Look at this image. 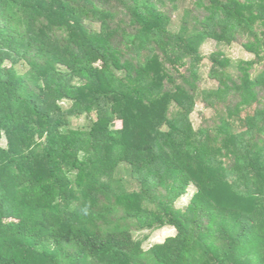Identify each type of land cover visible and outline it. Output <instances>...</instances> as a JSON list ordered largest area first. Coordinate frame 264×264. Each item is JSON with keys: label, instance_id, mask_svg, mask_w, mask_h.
I'll list each match as a JSON object with an SVG mask.
<instances>
[{"label": "trees", "instance_id": "1", "mask_svg": "<svg viewBox=\"0 0 264 264\" xmlns=\"http://www.w3.org/2000/svg\"><path fill=\"white\" fill-rule=\"evenodd\" d=\"M1 139L0 264H264V0H0Z\"/></svg>", "mask_w": 264, "mask_h": 264}, {"label": "rangeland", "instance_id": "2", "mask_svg": "<svg viewBox=\"0 0 264 264\" xmlns=\"http://www.w3.org/2000/svg\"><path fill=\"white\" fill-rule=\"evenodd\" d=\"M184 5L187 6L188 4H184ZM181 9H182V6H180V8L177 11H175V13L173 14L172 29H174V30L177 29V27L180 23ZM218 48H220V47H218L215 43L209 42V43H205L202 46V52L204 53L205 57H207L211 52L217 50ZM226 48L227 47H224L221 49L225 50ZM225 54H226V52H225ZM227 54H229L230 56L232 55L234 58L250 59L253 57L252 55L246 53L244 51V49L240 48L236 44H233L232 46L228 47ZM209 65H210V61L205 60L204 64L200 68V73L202 75V78L205 80H206V75H207V72L209 69ZM62 69L64 70L65 68L63 67ZM212 83L213 82L205 81L203 83L202 87L206 88L207 86H209ZM62 105L65 107L66 105H68V103L64 102ZM201 113L206 114V116H212L214 114V112L211 109H204L203 106L200 103H198L194 112L191 114V118H192V120L196 126L200 123ZM86 123H88V122L85 119L84 115H82L79 117L72 118L71 126L72 127H84L86 125ZM82 125H84V126H82ZM0 144L4 145L5 141L3 139H1ZM194 190H195L194 186L190 187L188 195H185V197L182 199L183 204L186 201H188V199L191 197ZM174 233H175V230L170 228V227H164L162 229H159V230L150 234L151 236H150L149 240L144 241V247L147 248L152 243L161 242L165 237L173 235Z\"/></svg>", "mask_w": 264, "mask_h": 264}]
</instances>
